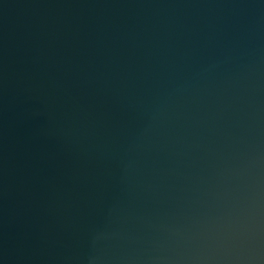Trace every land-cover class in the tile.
<instances>
[{
	"label": "water",
	"instance_id": "obj_1",
	"mask_svg": "<svg viewBox=\"0 0 264 264\" xmlns=\"http://www.w3.org/2000/svg\"><path fill=\"white\" fill-rule=\"evenodd\" d=\"M0 264H264V0H0Z\"/></svg>",
	"mask_w": 264,
	"mask_h": 264
}]
</instances>
